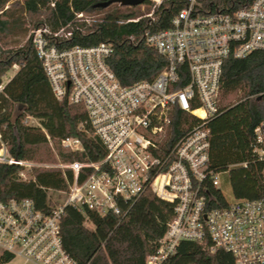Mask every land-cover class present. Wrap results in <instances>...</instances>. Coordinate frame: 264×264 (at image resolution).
<instances>
[{"label": "built area", "instance_id": "built-area-1", "mask_svg": "<svg viewBox=\"0 0 264 264\" xmlns=\"http://www.w3.org/2000/svg\"><path fill=\"white\" fill-rule=\"evenodd\" d=\"M150 1V13L120 22L151 17L163 0ZM101 20L78 12L56 30L42 24L27 34L52 94L83 106L86 120L78 129L88 123L89 136L101 143L105 155L97 161L57 158L37 163L12 157L0 136V163L20 166L18 179H30L32 167H57L65 179L69 169L73 177L66 190L52 191L54 205L47 213L31 199L0 200V255L9 253L32 264H77L62 244L65 207L121 215L119 201H134L150 189L173 205L174 216L145 264H164L181 241L198 242L211 252L225 251L233 264H264V195L208 206L201 190L205 181L218 184V172L210 168L207 123L220 112L223 64L264 51V0H251L234 10L206 0H183L167 28L143 34L145 43L164 57L165 66L153 80L128 85L120 83L108 64L111 43L65 44L78 23ZM7 80L0 82V92ZM260 95L264 101V92ZM176 110L188 115L177 128ZM23 122L40 126L29 115ZM60 144L72 152L85 148L76 136L64 137ZM251 149L253 158L264 164V118L254 128ZM86 169L89 173L79 180Z\"/></svg>", "mask_w": 264, "mask_h": 264}, {"label": "trees", "instance_id": "trees-1", "mask_svg": "<svg viewBox=\"0 0 264 264\" xmlns=\"http://www.w3.org/2000/svg\"><path fill=\"white\" fill-rule=\"evenodd\" d=\"M206 1L220 9L234 10L251 0ZM113 2L0 0V82L12 67H17L0 92V136L12 157L37 163H53L57 158L62 162L97 161L105 151L97 139L89 136L92 130L88 123L78 129L79 123L86 120L83 106L54 97L30 40L18 47L5 46L11 36L42 24L56 30L73 20L75 13L83 12L102 20L78 23V28L73 29L65 44L111 43L113 52L107 61L121 84L151 81L165 66L164 57L145 43L143 34L146 30L167 28L183 6V0H163L153 9L151 17L125 23L120 21L150 13L153 2H138L145 6L146 11L142 13L108 9ZM262 92L264 51H253L243 58H229L224 62L220 112L209 119L207 126L210 131V168L228 174L233 199L264 195V164L253 158L251 149L254 128L264 118ZM26 115L36 118L40 126L25 124ZM175 115V128L188 119L187 114L178 110ZM67 136L79 137L84 151L72 152L63 148L60 140ZM20 169L15 164L0 163V200L31 199L46 213L54 205L52 191L66 190L67 181L73 179L69 169L65 171V179L57 167H32L29 171L32 177L23 180L17 178ZM89 171L80 172L79 180ZM201 185L208 206L227 204L221 190L210 181ZM118 205L121 215L111 211L100 215L89 209L80 211L72 206L65 207L60 221L62 244L77 264H145L147 255L154 252L156 241L174 216L173 205L157 198L150 189L136 200L119 201ZM87 222L92 226L89 227ZM12 258L11 254L2 253L0 264H6ZM164 264H233V258L222 250L211 252L198 242L181 241Z\"/></svg>", "mask_w": 264, "mask_h": 264}, {"label": "rangeland", "instance_id": "rangeland-1", "mask_svg": "<svg viewBox=\"0 0 264 264\" xmlns=\"http://www.w3.org/2000/svg\"><path fill=\"white\" fill-rule=\"evenodd\" d=\"M108 9H111V10L115 9V10H118L121 12L138 11L140 13L146 11L145 6L142 4H136V5L122 4V5H119L116 1L113 2L109 6ZM29 30L27 32H20L16 35L11 36L9 39L6 40L5 46L18 47V46L23 45L26 42L27 34H28ZM13 72H14V67L11 68L3 76V79H7V77L9 75H11ZM217 179H218V184L216 187L221 190L223 196L225 197V199L227 201H231L233 199V195H232V191H231V187H230V183H229L228 174L226 172H218ZM55 198H56V200L59 199V197H55ZM87 225L89 227L92 226V224L90 222H87ZM6 264H32V263L27 262L23 258L16 256V257L12 258L10 261H8Z\"/></svg>", "mask_w": 264, "mask_h": 264}, {"label": "water", "instance_id": "water-1", "mask_svg": "<svg viewBox=\"0 0 264 264\" xmlns=\"http://www.w3.org/2000/svg\"><path fill=\"white\" fill-rule=\"evenodd\" d=\"M113 1H116L120 4L135 5L138 2H141L142 0H113ZM18 107H19V109H21L22 106L19 105Z\"/></svg>", "mask_w": 264, "mask_h": 264}, {"label": "crops", "instance_id": "crops-1", "mask_svg": "<svg viewBox=\"0 0 264 264\" xmlns=\"http://www.w3.org/2000/svg\"><path fill=\"white\" fill-rule=\"evenodd\" d=\"M12 68H13V67H12ZM16 70H17V67L14 66V72H13L11 75H9L7 78L11 77V76L15 73Z\"/></svg>", "mask_w": 264, "mask_h": 264}, {"label": "bare ground", "instance_id": "bare-ground-1", "mask_svg": "<svg viewBox=\"0 0 264 264\" xmlns=\"http://www.w3.org/2000/svg\"><path fill=\"white\" fill-rule=\"evenodd\" d=\"M197 113H199V112L197 111Z\"/></svg>", "mask_w": 264, "mask_h": 264}]
</instances>
